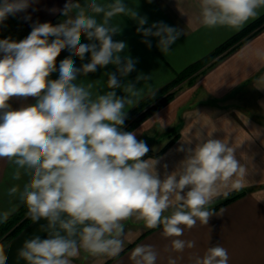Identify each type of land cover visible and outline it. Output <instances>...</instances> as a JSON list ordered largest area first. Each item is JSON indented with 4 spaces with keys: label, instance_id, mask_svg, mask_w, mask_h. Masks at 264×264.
<instances>
[{
    "label": "clouds",
    "instance_id": "1",
    "mask_svg": "<svg viewBox=\"0 0 264 264\" xmlns=\"http://www.w3.org/2000/svg\"><path fill=\"white\" fill-rule=\"evenodd\" d=\"M33 0H0V25L10 16L26 11ZM200 23L207 28L242 29L264 11V0H199ZM61 23H36L19 42L0 40V160L13 166L12 179L26 177L21 187L7 190L27 209L33 222L45 221L42 239L34 235L23 242L18 259L26 264H72L81 251L93 257H116L124 248V221H143L149 229L162 226V236L172 238L170 250L182 253L195 247L194 241L180 239L185 229L197 221L208 224L214 214L206 208L221 187L234 177L243 178L247 169L237 160L235 147L228 141L205 139L197 133L194 147L186 152L177 168L163 178L158 161L145 159L149 147L132 131H124L126 109L142 98L143 89L135 83L121 84L120 77L134 71L135 61L122 58L123 41H114L121 25L120 16L137 20V32L159 37L158 47L167 53L181 32L164 22L144 28L145 17L124 0H67ZM30 18V17H29ZM155 29V31H153ZM91 43H81V34ZM149 47L151 42L143 41ZM67 48L90 62L80 68L71 57L59 63L57 57ZM254 56L264 63V49ZM112 64L107 73V91L100 81L84 83L79 75L96 72ZM149 77L137 76V82ZM126 94L118 96L116 89ZM34 98V104L13 109L12 99ZM191 143L190 141H187ZM165 167H167L165 165ZM233 187L239 188L236 180ZM13 206L0 212V223L16 211ZM169 215H165L169 212ZM131 264H156L153 245H137L130 253ZM192 264H229V254L220 244L208 247ZM0 264L7 257L0 250ZM168 264H176L169 257Z\"/></svg>",
    "mask_w": 264,
    "mask_h": 264
},
{
    "label": "crops",
    "instance_id": "2",
    "mask_svg": "<svg viewBox=\"0 0 264 264\" xmlns=\"http://www.w3.org/2000/svg\"><path fill=\"white\" fill-rule=\"evenodd\" d=\"M66 2L67 0H33L26 11L13 17L22 25L23 34H30L36 23L48 22L55 26L66 19L62 15ZM79 2L83 4L84 0ZM124 3L136 10L140 17L147 19L144 28L153 23L164 22L181 32L169 51L163 53L158 47L159 37H144L137 32L140 27L137 20L126 16L113 20V23L121 25V32L115 34L113 40L126 43L125 50L120 53L121 57H130L135 61L134 71L126 77H120L117 73L118 79L122 85L132 82L137 88H142L141 99L168 84L177 73L210 54L253 21L247 22L240 30L229 27L210 29L200 23L199 0H124ZM262 14L264 11L260 15ZM4 34L6 33L0 34V40L6 39ZM146 39L151 42V47L143 42ZM81 43H91L83 33ZM256 49H264V27L198 76L194 91L200 92L204 96L202 99L196 101L189 94L182 97L177 94L131 130L138 140H151L145 142L149 152L153 153L161 150L172 138L161 135L159 131L180 123L178 135L160 154L154 156L148 152L145 157L158 161L156 168L161 178L166 173L173 172L185 158L186 152L178 151V148L187 149L199 142L198 132L205 139L209 132H212L213 139H225L230 146L235 147V156L247 172L243 178L234 177L228 186L221 187L206 208L220 201V196L226 193L244 191V194L212 211L214 215L210 217L208 224L197 221L192 229L186 228L180 239L194 241L195 247L185 248L182 253L170 250L172 238L162 236V226L149 229L143 221L129 219L124 221V248L118 256L93 257L81 251L72 260V264H131L130 253L141 244L155 247L158 252L156 264H168L169 257L174 258L176 264H192L191 257L202 256L208 247L215 244L227 249L229 264H264V63L256 60ZM90 55L86 53L84 60H81L65 48L57 57V71L50 74L49 78H59L61 60L71 57L74 66L80 68L90 62ZM2 56L0 53V58ZM113 72H116V66L109 64L104 68L98 67L96 72L86 76L79 75L77 80L85 84L100 81L97 87L107 91L106 74ZM137 76L149 78L137 82ZM115 91L118 96L126 95L122 88ZM234 93H241L240 102L236 106L232 105L234 102L231 100ZM35 102L34 98L9 101L13 109ZM132 108L134 106L127 108L126 114ZM148 142H153L156 147H150ZM13 170V166L7 161L0 160V212L13 206H17L16 209L21 206L16 198L7 195V190L16 184L22 187L27 178L13 180ZM236 180L240 181L239 188L232 186ZM169 214L170 211L165 213ZM44 223L46 222L31 221L0 248L7 257V264H26L18 259V250L26 239L34 235L47 238V233L41 231Z\"/></svg>",
    "mask_w": 264,
    "mask_h": 264
},
{
    "label": "trees",
    "instance_id": "3",
    "mask_svg": "<svg viewBox=\"0 0 264 264\" xmlns=\"http://www.w3.org/2000/svg\"><path fill=\"white\" fill-rule=\"evenodd\" d=\"M264 27V14L251 21L238 33L232 35L222 44H220L214 51L198 61L187 66L185 69L176 74V76L166 85L159 88L152 94L144 97L134 106L127 114L125 124L123 125L124 131L133 130L145 118L159 110L162 106L173 99L176 89L180 88L184 82L191 84L194 79L206 70L208 66L219 60L221 57L228 54L231 50L239 46L243 41L254 35L259 29ZM29 34H23L16 41L19 42L26 38ZM180 123L162 131L160 134L163 136L172 137L171 140L159 151L148 153L151 155L160 154L178 135ZM244 194V191H233L220 196L222 199L217 201L213 206L208 207L210 211H214L219 207L233 201ZM26 207L21 205L15 212H13L6 222L0 224V248L15 237L31 220L26 215Z\"/></svg>",
    "mask_w": 264,
    "mask_h": 264
},
{
    "label": "rangeland",
    "instance_id": "4",
    "mask_svg": "<svg viewBox=\"0 0 264 264\" xmlns=\"http://www.w3.org/2000/svg\"><path fill=\"white\" fill-rule=\"evenodd\" d=\"M5 32L3 36L6 38H11L12 40L16 41L20 36L23 35L24 29L20 23L16 21V19L10 15L4 22L3 25H0V34ZM200 75V74H199ZM198 75V76H199ZM198 76L194 79V81L191 84H187V82H184L180 88L176 89L175 95H180L186 96V95H191L192 99L198 101L199 99H202L204 97L200 92L194 91L196 86H197V78ZM194 91V92H192ZM174 95V97H175ZM241 95V93L239 94ZM237 95V93H234L233 98L231 99L233 102L232 105L236 106L240 102V97ZM173 97V98H174ZM161 133V131H159ZM144 141H151L150 139H145ZM150 147L154 148L156 145L153 142H148Z\"/></svg>",
    "mask_w": 264,
    "mask_h": 264
}]
</instances>
